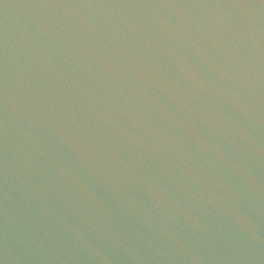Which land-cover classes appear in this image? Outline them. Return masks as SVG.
Segmentation results:
<instances>
[{
	"label": "water",
	"instance_id": "obj_1",
	"mask_svg": "<svg viewBox=\"0 0 264 264\" xmlns=\"http://www.w3.org/2000/svg\"><path fill=\"white\" fill-rule=\"evenodd\" d=\"M0 264H264V0H0Z\"/></svg>",
	"mask_w": 264,
	"mask_h": 264
}]
</instances>
